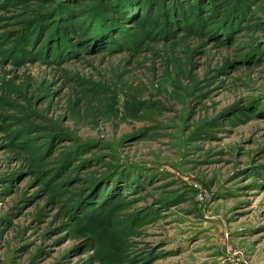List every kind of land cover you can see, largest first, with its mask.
Segmentation results:
<instances>
[{
  "label": "rangeland",
  "instance_id": "1",
  "mask_svg": "<svg viewBox=\"0 0 264 264\" xmlns=\"http://www.w3.org/2000/svg\"><path fill=\"white\" fill-rule=\"evenodd\" d=\"M131 1L0 0V264H264V0Z\"/></svg>",
  "mask_w": 264,
  "mask_h": 264
},
{
  "label": "trees",
  "instance_id": "2",
  "mask_svg": "<svg viewBox=\"0 0 264 264\" xmlns=\"http://www.w3.org/2000/svg\"><path fill=\"white\" fill-rule=\"evenodd\" d=\"M170 1H171L170 11L172 13L175 12L174 15L175 14H178V13L180 14V10H182L183 7H184V5L187 4L185 2L186 0H170ZM196 1H197L196 2L197 4H195V6L197 8H202V4L201 3H204L207 0H202V2H201V0H196ZM132 2L133 1H131V0L129 2L127 0H116V3L113 4L112 6H111V4L109 5L110 0H109L108 3H105L104 2L103 8H105V9L108 10V15L106 17V20H107V22L109 24V27L106 28V30H110L112 27L117 28L118 27V18H121V19L128 18L129 17V14L133 16V19H135V20L138 19L137 18V14L136 13L133 14V11H136L134 9H136L137 6L135 5L134 8H133V6H132L133 3ZM152 3L154 4L155 2H152ZM139 4L143 5L144 3H139ZM188 4H190V3L188 2ZM155 5H157V4H155ZM131 7H132V10L133 11L132 12L130 11V13H129V8H131ZM99 8H100V6H99ZM110 12H112V14H114L113 16H115L114 18H116L117 20L114 19L113 17H111V15H109ZM97 13H98V10L95 12V19H94V21L91 20V19H87L88 22L91 21L93 23V26H94V34H97V35H93V37L91 38L92 41L101 38L105 34V29L103 30L101 28V24L103 22V18L102 17L97 18ZM95 32H102L103 34H98V33H95ZM96 44L97 45H100L97 42V40H96ZM106 179H107L106 177H103L100 181L95 182L94 186L96 184H98L99 182H101L102 180L106 181ZM87 200H88V198L83 199V201H84L83 204L84 205L87 203V202H85ZM85 207H87V206H85Z\"/></svg>",
  "mask_w": 264,
  "mask_h": 264
}]
</instances>
